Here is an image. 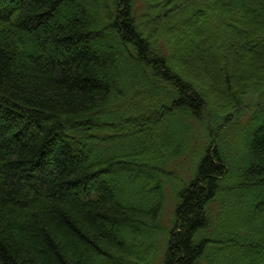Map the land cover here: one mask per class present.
<instances>
[{"label":"trees","instance_id":"1","mask_svg":"<svg viewBox=\"0 0 264 264\" xmlns=\"http://www.w3.org/2000/svg\"><path fill=\"white\" fill-rule=\"evenodd\" d=\"M0 264H264V0H0Z\"/></svg>","mask_w":264,"mask_h":264},{"label":"rangeland","instance_id":"2","mask_svg":"<svg viewBox=\"0 0 264 264\" xmlns=\"http://www.w3.org/2000/svg\"><path fill=\"white\" fill-rule=\"evenodd\" d=\"M182 38V40L185 41V35L182 34ZM181 50L182 53L184 51V54H182L184 56L185 47H182ZM248 108L250 111V107ZM207 118H209L208 114ZM247 118V115L243 116L241 122L246 123ZM203 120L206 121V118ZM228 128L229 127L226 128V140H232V143L237 145V143L240 141L238 137V131L235 129V126H231L229 129ZM190 135L191 140L188 148H186V151H184L181 157L171 161L167 166V174H170V177L164 184L161 215V224L166 228L170 226L172 220L173 211L176 204V192L193 177L196 162L208 144V139L204 132V126L193 123ZM239 135L242 134L240 133ZM226 146L230 145L226 144ZM233 148H235V146H233Z\"/></svg>","mask_w":264,"mask_h":264}]
</instances>
